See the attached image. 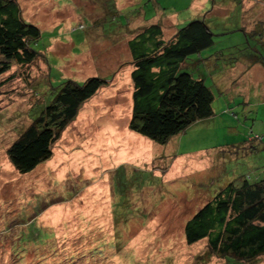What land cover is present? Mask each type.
<instances>
[{"label": "rangeland", "instance_id": "1", "mask_svg": "<svg viewBox=\"0 0 264 264\" xmlns=\"http://www.w3.org/2000/svg\"><path fill=\"white\" fill-rule=\"evenodd\" d=\"M16 1L40 31L32 48L44 58L0 77V264H223L205 242L188 246L183 227L233 178H264V150L229 151L248 135L262 137L264 147V3ZM118 17L124 28L110 29ZM195 19L205 21L214 45L183 70L210 87L213 115L158 145L128 128L127 42L148 23L170 38ZM90 77L108 86L83 104L50 160L18 174L6 150L29 124V111L63 80Z\"/></svg>", "mask_w": 264, "mask_h": 264}, {"label": "trees", "instance_id": "2", "mask_svg": "<svg viewBox=\"0 0 264 264\" xmlns=\"http://www.w3.org/2000/svg\"><path fill=\"white\" fill-rule=\"evenodd\" d=\"M122 19L118 17L108 26L119 29ZM259 33L263 39L264 33ZM114 34L104 36L111 39ZM164 34L160 24L148 23L127 42L133 66L128 128L158 145L209 119L214 101L212 90L201 76L183 70L190 57L201 60V53L214 45V35L205 21L192 20L175 29L170 38ZM40 35L37 27L22 19L16 0H0V77L13 66L27 68L39 57L44 58L42 52L32 48ZM47 85L50 87L48 80ZM105 86L108 81L100 77H90L81 84L66 79L54 88L57 90L48 102L34 106L29 111V124L6 150L14 170L29 174L50 160L54 144L74 122L80 108ZM262 140L248 135L244 144L229 151L234 155V150H264L258 148ZM183 234L188 246L205 242L209 254L223 264H255L264 256V178H233L185 222Z\"/></svg>", "mask_w": 264, "mask_h": 264}, {"label": "crops", "instance_id": "3", "mask_svg": "<svg viewBox=\"0 0 264 264\" xmlns=\"http://www.w3.org/2000/svg\"><path fill=\"white\" fill-rule=\"evenodd\" d=\"M264 64V63H263ZM259 65V64H258ZM261 66V65H260ZM262 67V72L264 71V65L261 66ZM250 69V67H249ZM255 76L252 77V79L254 78Z\"/></svg>", "mask_w": 264, "mask_h": 264}]
</instances>
